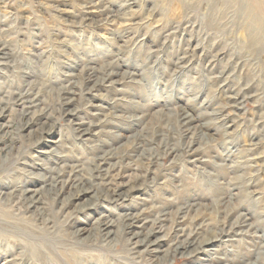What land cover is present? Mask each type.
Listing matches in <instances>:
<instances>
[{"label": "rangeland", "instance_id": "374dc122", "mask_svg": "<svg viewBox=\"0 0 264 264\" xmlns=\"http://www.w3.org/2000/svg\"><path fill=\"white\" fill-rule=\"evenodd\" d=\"M261 2L0 0V43L25 63L0 75V98L6 91L17 92L26 80L23 90L32 87L34 95H42L39 108L31 111L46 112L32 132H20L11 149L0 152V264H264ZM179 58L183 62L177 65ZM116 63L121 66L112 81L121 83L107 82L91 91L96 78ZM24 71L34 75L22 79ZM125 72L130 78H124ZM65 74L76 75L72 81L82 88L71 86ZM89 74L93 81L85 82ZM69 87L74 95L62 93ZM88 91L110 102L120 99L121 108L97 136L111 158L101 165L95 183L101 194L121 197L87 205L93 199L86 194L64 207L62 201L78 185L70 182L73 174L83 176L81 182L95 174L91 146L97 137L75 140L71 128L80 120L67 114L78 109L79 117L96 123L86 106L98 98ZM232 97L238 99L235 104ZM63 98L73 101L64 105ZM20 108V102L10 105L0 124L17 122ZM186 115L193 120L188 125ZM48 126L51 133H42ZM59 137L58 153L65 159L52 151ZM46 167L62 175H52L55 194L41 198L46 205H37L43 220L35 221L34 208L24 207L18 190L40 187L34 175L48 176ZM124 214H136L134 226L140 228H125L118 241H108L114 235L107 241L97 236L98 222L122 225L118 215ZM137 231L140 239L155 232L150 240L160 238L163 253L149 255L142 252L145 247L136 248L138 239L132 235ZM213 233L231 237L221 236L203 249L208 251L192 256L193 247ZM180 242L193 246L173 251Z\"/></svg>", "mask_w": 264, "mask_h": 264}, {"label": "bare ground", "instance_id": "6f19581e", "mask_svg": "<svg viewBox=\"0 0 264 264\" xmlns=\"http://www.w3.org/2000/svg\"><path fill=\"white\" fill-rule=\"evenodd\" d=\"M133 3V2H132ZM135 4V3H134ZM264 6V3H259V6ZM121 8V7H120ZM25 15V14H24ZM111 15V14H110ZM150 17V16H149ZM87 18V17H86ZM85 18V19H86ZM12 20V19H11ZM86 21V20H85ZM34 22V21H33ZM12 23V22H11ZM84 23V22H83ZM204 24V23H203ZM20 25V24H19ZM77 25V24H76ZM23 26V25H22ZM6 33V32H5ZM15 35V34H14ZM2 36V35H1ZM7 36V35H6ZM189 40V39H188ZM8 44V43H7ZM6 45V44H5ZM3 45L2 47V43H0V75H5L4 72L7 70H19L21 69L20 66H23L25 63H23V61H18L15 58L14 52L13 50L9 49L8 46ZM11 48V47H10ZM13 48V47H12ZM155 48V47H154ZM53 53V52H52ZM130 55V54H129ZM153 55V54H152ZM165 55V54H164ZM37 56V55H35ZM154 56V55H153ZM57 57V56H56ZM37 58V57H36ZM161 59V58H159ZM29 61V60H28ZM28 61H26V64H28ZM31 61V60H30ZM183 60L182 58H179L178 62L176 63L177 65L181 64ZM25 62V61H24ZM213 63V62H212ZM119 66L118 63L115 64L114 66H111L109 68H106L104 70V72L101 74L100 78H96V80L93 82V88H91V91H94V89L96 90L97 87L99 86H104L105 83L110 82L109 85L111 84H116V83H121V82H117V81H112V78L114 76H117L118 73H116V70ZM94 68V67H93ZM102 68V67H101ZM100 68V69H101ZM185 68V67H184ZM89 70L92 71V68H87ZM156 69V68H155ZM98 70V69H97ZM4 71V72H3ZM90 71V72H91ZM29 72V71H28ZM179 72V71H178ZM182 72V71H181ZM225 72V70H224ZM25 75L22 77V79H27L31 78L34 75V72H30L27 73V71L22 72ZM33 74V75H32ZM21 75V74H20ZM66 77H69L68 81H71L70 84L71 86H73L76 89H79L80 87L75 84L73 80V77H75L76 75H71V74H65ZM120 75V74H119ZM133 75V74H132ZM92 74H89L88 76H86V78L84 77L83 80L85 82H92V78H91ZM95 76V75H94ZM124 78H130L126 76V72L124 73ZM174 76V75H173ZM123 78V79H124ZM122 80V79H121ZM126 80V79H124ZM80 81V80H79ZM140 81V80H139ZM77 82V81H76ZM25 83V84H24ZM80 84H82V82H79ZM136 83V82H135ZM24 84V85H23ZM27 82L22 81L20 84H18L17 87V92H15L14 90L12 91H6L7 94L3 98H0V119L4 118V114L8 111V109H10V105L12 106H16L18 104V102H20V110H19V118L17 122H14L13 120H7L8 124H0V152H4L7 149H11V143H13V141L21 138L20 132L22 131H27V132H32V128L38 124V119L40 117H44L46 115L45 110H43L41 113L37 114L38 112L35 111H31L32 109H35L38 107L39 105V101H40V96H42L40 93H36L35 95L33 94V89L32 87H28L27 89L25 88V90L22 89V86H26ZM56 84V83H55ZM85 85V83H84ZM118 85V84H117ZM63 86V85H62ZM67 86V85H66ZM82 86V85H81ZM84 87V86H83ZM82 88V87H81ZM80 88V89H81ZM37 89V88H36ZM73 88L69 87V89L67 90L66 88H62V93L63 94H70V95H74V92H72ZM71 90V91H70ZM23 91V92H22ZM57 91V90H56ZM74 91V90H73ZM85 91V90H84ZM47 93V92H46ZM56 93V92H55ZM80 94V93H79ZM87 94H90V96H94L98 98V103H96L95 105L93 104H88L86 106L87 108V113L88 115L94 119V121H96V123L93 122H88L83 120V118L79 117L78 113L81 110L78 109H74V110H69L67 112L69 116V118H76L78 120H80V122L78 123H74L71 128L72 132L75 134V140L79 141L80 143H85V142H90V140H92V138L90 139V137H97L100 136V133H102V128L105 124L109 123V119H111L113 116V112H117L119 111V106L120 103H117L120 99H115L112 100L111 102L109 100H106L105 98H100L96 95H91L90 91L87 92ZM247 94V93H246ZM15 95V96H14ZM54 95V94H53ZM78 95V94H77ZM17 96V97H16ZM76 96V95H75ZM237 96V95H235ZM103 97V96H102ZM64 101V105H68L70 103H72V99L71 98H63ZM232 99V102L235 104V102L238 100L236 97H232L230 98ZM46 100V99H45ZM57 100V99H56ZM84 102V101H83ZM238 103H236L237 106ZM46 105V104H45ZM240 105V104H239ZM84 107V106H83ZM39 108V107H38ZM121 108V106H120ZM236 108V107H234ZM238 109V108H237ZM36 110V109H35ZM15 111V110H14ZM66 111V109H65ZM54 112V111H53ZM57 112V111H56ZM55 112V113H56ZM61 113V112H60ZM15 114V113H14ZM63 114V113H62ZM116 114V113H115ZM59 115V114H58ZM132 118V117H131ZM186 120H188V122L185 123V125H188L189 122H192L193 120L186 115L184 117ZM45 119V117H44ZM47 119V117H46ZM64 122V121H63ZM204 124V123H202ZM43 125H46L45 122L43 123ZM66 125V124H65ZM210 124H204L202 126V128L204 129H208ZM67 126V125H66ZM77 126V127H75ZM87 126V127H85ZM48 129H46L47 131H45V127L41 128L40 130L42 131V133H51L53 127L52 126H48ZM105 128V127H104ZM184 128V127H183ZM4 129H11V131H4ZM100 129V130H98ZM226 129V128H225ZM224 129V130H225ZM96 130V131H95ZM4 131V132H3ZM204 132V131H203ZM202 132V134H203ZM226 132V131H225ZM223 132V133H225ZM193 133V132H192ZM191 133V134H192ZM198 134V133H197ZM72 136V137H74ZM191 136V135H190ZM85 137V138H84ZM206 136H204L205 138ZM23 139V138H22ZM263 139V138H262ZM213 140V139H212ZM97 141V142H96ZM95 141V144L92 145V149H94V171L95 174L90 175L89 177H84V182H81V176H77L75 174H73L74 179H70V182L72 181H76L78 182L76 191L72 194H70L67 198L66 201H62V205H64V207L67 205L69 199H79L81 197H83L86 194H91L89 197L93 199V203L91 204L90 202H87V205H95V202H99L103 199L107 200L110 199V195L109 194H101L103 192L102 189H100L97 184L95 183L96 180L101 179V171L102 170V166L103 164H106V162L111 158V153L109 151H105L103 149V146L106 144L105 141L99 140V138L97 137V140ZM192 141V140H191ZM190 141V142H191ZM176 142V141H175ZM54 143V147H52V151L55 155H57V158L59 159H65L64 156L59 155V151L58 149L60 148V146H62V138L59 137L58 140H56ZM184 144V143H183ZM137 145V144H136ZM164 145V144H162ZM254 145V144H253ZM192 149V148H191ZM143 152V151H142ZM169 152V151H168ZM175 152V150H174ZM186 153V152H185ZM123 154V153H122ZM167 154V153H166ZM10 155V154H9ZM148 155V154H147ZM163 155V154H162ZM183 155V154H182ZM148 157V156H147ZM155 158V157H154ZM178 158V157H177ZM8 159V158H7ZM58 159V160H59ZM56 160V161H58ZM65 161V160H64ZM141 161V160H140ZM153 161V160H152ZM151 161V162H152ZM98 162H102V163H98ZM147 163V162H145ZM22 165H26V163L21 162ZM148 164V163H147ZM142 165V164H141ZM24 168V167H23ZM143 169V168H142ZM45 172L48 173L49 175H44L43 174H36L34 175V177L36 179H38V181L40 182V187L36 188V189H27L24 191H19L20 193V197H21V201L22 204L24 205V207H26V209L29 208H34V211L32 212L33 219L35 221H41L43 220L42 215H43V211H41V208L39 207V205L37 204H45L43 202V200L41 199L42 197H44L45 195H49L51 194H55L53 191H55L56 189V181L57 178L53 177L52 175L55 174L57 177H59L60 175H62L61 173H59L55 168H49L46 167L44 168ZM145 171V170H144ZM106 172V171H104ZM108 173V172H107ZM87 174V173H86ZM105 174V173H104ZM108 175V174H107ZM88 176V175H87ZM245 178V177H244ZM154 180V179H153ZM105 181V180H104ZM146 181V180H145ZM59 182V181H58ZM60 184V183H59ZM105 184V183H104ZM99 185V184H98ZM65 186V185H64ZM74 186V185H73ZM135 186V185H134ZM104 187V186H103ZM137 187V186H135ZM131 191H134L135 188H130ZM232 189V188H231ZM30 194V195H29ZM37 196H39L38 199H35ZM112 198H114L115 196H118L117 198L121 197L120 193H112ZM230 198V197H229ZM12 197H9L8 200H11ZM230 200V199H229ZM13 201V200H12ZM111 202H116L119 201L118 199H111L108 200ZM50 203V202H49ZM2 204V203H1ZM10 204V203H9ZM12 204V203H11ZM21 204V203H20ZM46 205V204H45ZM52 205V204H51ZM8 206V205H7ZM82 207L84 206H79L76 207L79 210H82ZM43 209V208H42ZM3 210V209H2ZM194 210V209H193ZM197 210V209H195ZM199 211V210H198ZM218 211V210H217ZM224 211V210H223ZM229 211V210H228ZM194 212V211H193ZM177 213V212H176ZM197 213V212H196ZM200 213V212H199ZM229 213V212H227ZM129 216H127L126 214L124 215H118L119 217H122L121 219L123 220L122 225H118L116 226L114 224L113 221H109L106 223H102V222H98L96 224V231L98 232L97 236H100L101 239L104 237V239H102L103 241H107L112 235H114V237L108 241H118L119 237H124V233H125V228H132V227H136V228H140V226H134L135 222L139 221L138 216L135 215H131L128 214ZM201 215V214H200ZM30 216V217H31ZM127 216V217H125ZM179 216V215H178ZM225 216V215H224ZM227 216V215H226ZM124 217V218H123ZM195 217V216H194ZM198 217V216H197ZM225 218V217H224ZM46 219V218H45ZM44 221H47L45 220ZM54 219V218H53ZM193 219V218H192ZM239 219V218H238ZM155 220V219H154ZM153 220V221H154ZM243 220V219H242ZM52 221V220H51ZM157 221V220H156ZM225 221V220H224ZM126 222H128L127 224H125ZM174 222V221H173ZM176 222V221H175ZM225 223V222H224ZM154 224V223H152ZM227 224V223H226ZM253 224V223H252ZM115 226L116 227V231H114L113 229H111V227ZM155 226V224H154ZM42 227V226H41ZM173 227V226H171ZM235 227V226H234ZM260 227V226H259ZM171 229V228H170ZM247 229V228H245ZM173 230V229H171ZM213 230V229H212ZM216 230V229H215ZM221 230L223 231V229L221 228ZM102 232H105L104 234H101ZM217 232V231H216ZM219 232V231H218ZM228 232V231H227ZM155 232L150 231L148 234H146V236L142 239H140L139 237L141 236L140 232H135L132 235V238L134 239H138L135 243L134 246L136 248H141V247H145L142 252L146 253V254H154L155 256H157V254L159 253H163L164 250H162V245L163 243L161 242L160 238H156L154 240H150V237L154 235ZM206 235V234H205ZM150 236V237H149ZM196 236V235H195ZM231 237L230 234H225V233H220L219 236H217L216 233H213L212 237L210 238H206L203 239L202 241L198 242L196 244V246L193 247V250L191 255L194 256L197 253H199L198 251H202V252H206L208 250H203L205 247H208L212 244H215L217 241L219 242L220 238L223 237ZM208 237V236H207ZM88 238V237H87ZM263 238V237H262ZM120 239V238H119ZM85 240V239H84ZM88 240V239H87ZM100 241V239H99ZM182 241V240H181ZM187 241V240H186ZM225 241H229V239L225 240ZM101 242V241H100ZM179 242V241H178ZM217 242V243H218ZM83 243V242H82ZM93 243V242H92ZM94 244V243H93ZM97 244V243H96ZM129 244V243H128ZM264 244V243H263ZM109 245V244H108ZM130 245V244H129ZM193 246V244H191L190 242H180L179 246L176 247V249H172L173 251L177 252L178 250H183L185 251L187 248H189L190 246ZM264 246V245H263ZM111 248V247H110ZM137 250V249H136ZM166 250V249H165ZM172 251V252H173ZM33 253V252H32ZM137 253V252H136ZM168 253V251H166V254ZM189 253V251H188ZM142 254V253H141ZM169 254V253H168ZM165 255V254H164ZM191 256V257H192ZM173 257V256H172ZM159 258V256H158ZM157 258V259H158ZM166 258V257H165ZM241 259V258H240ZM163 260V259H162ZM211 260V258H210ZM166 261V260H165ZM9 262V261H7ZM159 262V261H158ZM163 263V262H162ZM166 264V263H165Z\"/></svg>", "mask_w": 264, "mask_h": 264}]
</instances>
